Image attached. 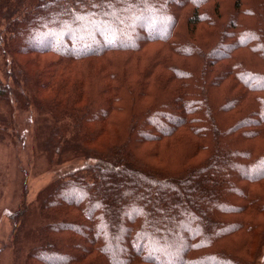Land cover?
Segmentation results:
<instances>
[{"label":"trees","instance_id":"trees-1","mask_svg":"<svg viewBox=\"0 0 264 264\" xmlns=\"http://www.w3.org/2000/svg\"><path fill=\"white\" fill-rule=\"evenodd\" d=\"M17 99L90 160L40 193L23 264L256 263L264 0H0V140Z\"/></svg>","mask_w":264,"mask_h":264},{"label":"rangeland","instance_id":"rangeland-1","mask_svg":"<svg viewBox=\"0 0 264 264\" xmlns=\"http://www.w3.org/2000/svg\"><path fill=\"white\" fill-rule=\"evenodd\" d=\"M14 122L11 133L0 140V264H23L17 250L29 247L35 228L43 222L40 193L90 162L83 156L58 162L55 154L39 147L53 117L38 107L17 99ZM255 264H264V244Z\"/></svg>","mask_w":264,"mask_h":264}]
</instances>
